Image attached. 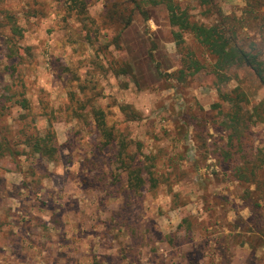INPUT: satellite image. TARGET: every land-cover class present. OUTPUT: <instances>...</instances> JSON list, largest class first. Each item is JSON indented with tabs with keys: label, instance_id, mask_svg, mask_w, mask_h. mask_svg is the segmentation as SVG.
<instances>
[{
	"label": "rangeland",
	"instance_id": "obj_1",
	"mask_svg": "<svg viewBox=\"0 0 264 264\" xmlns=\"http://www.w3.org/2000/svg\"><path fill=\"white\" fill-rule=\"evenodd\" d=\"M89 1L78 18L64 14L65 0H0L23 28L12 37L0 15V264H92L100 252L110 255L105 264H264V167L254 163L256 177L239 182V167L221 159L223 95L242 93L252 114L264 86L246 67L215 76L191 35L176 44L162 5ZM173 1L198 24H221L219 11L235 43L264 63V0ZM186 55L203 68L182 74ZM88 105L106 113L112 148L88 132ZM49 123L52 160L24 141ZM121 143L146 180L131 203L136 232H151L135 248L110 221L125 204ZM243 146L263 156L264 122ZM103 223L113 227L107 238Z\"/></svg>",
	"mask_w": 264,
	"mask_h": 264
},
{
	"label": "trees",
	"instance_id": "obj_2",
	"mask_svg": "<svg viewBox=\"0 0 264 264\" xmlns=\"http://www.w3.org/2000/svg\"><path fill=\"white\" fill-rule=\"evenodd\" d=\"M65 3H67V6H65V10H63L64 14L79 18L86 14V8L90 1L65 0ZM147 3L151 6H164L167 12L169 25L177 30L173 34L177 45H180L183 42L182 34L186 33L191 35V37L208 52L213 58V64L211 65L210 71L215 76L225 78V72L228 70L237 67H246L254 73L259 82L264 86V63L260 60L258 54L252 53L250 50H245L235 43L233 32H230L223 27L222 22L225 18L223 19L224 16L219 11L216 12V17L219 18L221 24L217 22L210 25H204L191 21L188 13L175 4L173 0H147ZM2 11L3 10H0V15L2 16L4 25L8 27L11 36L22 38L23 28L18 25L16 22L17 19L8 12ZM115 16L116 13H114V17ZM129 23L130 19L128 18L124 24L121 25L119 30L120 33L129 25ZM183 64L185 65V69L182 71V74H184L185 71H188L190 75L195 74L203 68V66L191 55H186L184 57ZM223 100L230 103V109L227 113L226 120L221 123L223 129L226 131L228 140L226 144L228 149L221 153V159H223V161L231 162L235 167H239L236 168V171L234 172L237 181L251 182L253 176L256 177L254 163H256L258 167H264V154L263 156L259 153L253 152L252 154H248L243 146V134L249 130V127L257 122H264V99L253 108L252 114L243 112L241 103L244 101V96L242 93H238L235 97H232L231 94H224ZM19 106L25 111V113L30 112L26 100H21ZM88 106V115L91 120V123L89 124L90 130H88V132L95 133L96 136H98L100 148H112L115 137L112 128L107 123L106 113L99 107ZM72 111L76 112L78 111V108L76 110L73 109ZM50 127L51 123H49V129L44 132L43 136L34 137L33 135L24 141L27 143L31 152L52 160L57 155V148L54 146V132ZM116 159L123 166V171L126 172L125 190L122 192V195L119 196L122 201H125V204L120 206V216L112 218L110 221H117V225H120L119 230L122 227L124 228L125 233L129 235L128 243L131 247L135 248L136 246L134 245L137 243L141 246H145L148 244L146 242L147 237L141 232L144 229L149 233L151 232V229L145 225L146 228L142 227L138 233L136 232L135 225L138 224H135V216L132 207L133 203H131V200L133 196H139V192L144 188L146 180L144 179L142 169L137 164L135 157L127 151V144L123 145L121 143L120 149H118L116 153ZM108 198L115 199L109 194ZM124 201L122 203H124ZM128 202L129 204H127ZM103 224L105 228V230H103V236L106 237L113 227L108 228L106 223ZM121 253L122 248H120V254ZM108 255L109 254L106 255L104 252L93 255L91 258L93 261L92 264L107 263L106 257ZM111 260H116V258H112ZM110 264L113 263L110 262Z\"/></svg>",
	"mask_w": 264,
	"mask_h": 264
}]
</instances>
